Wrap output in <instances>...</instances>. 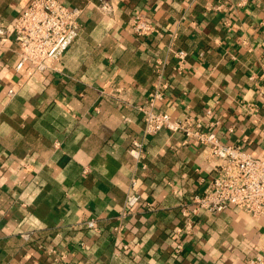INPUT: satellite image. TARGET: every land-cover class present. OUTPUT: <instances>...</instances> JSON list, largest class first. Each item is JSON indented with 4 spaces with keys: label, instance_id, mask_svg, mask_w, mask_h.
Returning <instances> with one entry per match:
<instances>
[{
    "label": "crops",
    "instance_id": "obj_1",
    "mask_svg": "<svg viewBox=\"0 0 264 264\" xmlns=\"http://www.w3.org/2000/svg\"><path fill=\"white\" fill-rule=\"evenodd\" d=\"M59 1L81 13L57 70H14L10 33L0 47V264H248L264 219L233 205L200 213L173 252L180 204L214 175L195 139L147 135L144 167L127 150L164 60L157 110L200 118L221 143L264 155V0ZM28 2L0 0V26L11 30ZM136 13L154 24L151 36L133 34ZM170 43L187 52L180 72ZM132 177L140 202L115 234Z\"/></svg>",
    "mask_w": 264,
    "mask_h": 264
},
{
    "label": "built area",
    "instance_id": "obj_2",
    "mask_svg": "<svg viewBox=\"0 0 264 264\" xmlns=\"http://www.w3.org/2000/svg\"><path fill=\"white\" fill-rule=\"evenodd\" d=\"M250 1L255 0H239V5L245 6ZM210 7L212 6L209 3L205 6L206 9ZM99 8L104 12L110 11L106 3H101ZM80 13L81 9L67 6L59 0H29L12 23L11 30L7 26H0V47L6 42L9 33L17 44V61L13 69L19 71L26 67L36 72L57 70L63 53L77 36ZM130 27L137 36H151L155 32L154 24L140 13L132 16ZM168 51L177 59L175 70L180 72L187 52L172 49L171 43ZM163 65L164 60L155 64L158 87L137 106L143 117L142 131L138 138L131 141L127 152L140 163L139 166L144 167L141 161L144 156L145 137L168 130L181 132L186 138L195 139L202 153L212 162L214 175L205 190L192 194L180 204L181 222L172 235L173 252L179 254L183 251L187 237L193 232L197 216L202 212L215 214L233 205L253 218L264 219V155L253 156L237 144L221 143L214 133L204 130L200 118L188 114L171 117L167 112L157 110L155 104L161 98V88L167 87L166 81L162 79ZM14 94L13 88L7 90L9 98ZM239 105L248 114H252L251 104ZM210 112V108L207 109L206 113ZM262 131L264 133V120ZM135 185L136 180L132 177L124 196L123 208L116 216L118 222L113 226L115 234H119L123 228L122 220L140 202ZM85 225L96 229L94 219L87 220ZM21 236L27 239L29 235L21 233ZM260 239L248 264H264V226L260 228ZM122 247L125 249L127 245L122 244ZM49 251L51 254L55 253L53 249ZM63 257V254H57L54 259Z\"/></svg>",
    "mask_w": 264,
    "mask_h": 264
}]
</instances>
